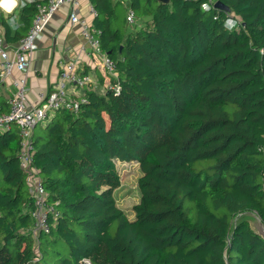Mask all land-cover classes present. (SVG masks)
I'll return each instance as SVG.
<instances>
[{
  "label": "trees",
  "instance_id": "obj_1",
  "mask_svg": "<svg viewBox=\"0 0 264 264\" xmlns=\"http://www.w3.org/2000/svg\"><path fill=\"white\" fill-rule=\"evenodd\" d=\"M91 1L120 90H86L37 127L33 175L19 128L0 132V264H264V239L234 220L264 223V0ZM116 160L140 168L133 218ZM37 179L58 215L35 235Z\"/></svg>",
  "mask_w": 264,
  "mask_h": 264
},
{
  "label": "built area",
  "instance_id": "obj_2",
  "mask_svg": "<svg viewBox=\"0 0 264 264\" xmlns=\"http://www.w3.org/2000/svg\"><path fill=\"white\" fill-rule=\"evenodd\" d=\"M79 0H45L36 4V13L32 23L24 37H22L15 49L11 51L0 47V81H4L12 75L14 70H19L26 74L30 69L35 51L39 47V40L49 23L52 15L64 5H71L72 10L69 14L71 24L80 26L81 35L87 41L90 51L88 55L100 57L103 67L111 78L118 80L116 62L103 50L100 31L96 29L86 18L78 15L76 7ZM96 13V11L94 10ZM1 17V11H0ZM129 23L135 21L133 10L127 13ZM77 64L68 62L63 66L58 83L50 91H42L39 94L38 103H29V99L25 90V78L15 81L17 90L9 99V111L0 114V132H5L17 126L22 138L21 141V165L33 175L37 170L30 168L32 162V152L34 147L31 143V137L34 130L45 124L59 110L66 109L73 113L79 111L81 102L85 101L82 97H72L69 94L68 86H84L88 83V78L77 72ZM105 90L119 92V82L109 81L104 86ZM32 195L35 199V207L32 216L35 219L33 233H49L51 224L49 216H54L58 212L52 205L47 203V193L41 185V180H32Z\"/></svg>",
  "mask_w": 264,
  "mask_h": 264
},
{
  "label": "crops",
  "instance_id": "obj_3",
  "mask_svg": "<svg viewBox=\"0 0 264 264\" xmlns=\"http://www.w3.org/2000/svg\"><path fill=\"white\" fill-rule=\"evenodd\" d=\"M34 1L38 3L42 0H0V47L11 52L17 47L19 40H8L6 31L10 29L14 34L24 24L25 19L22 16V8ZM114 1H121L127 12L129 0ZM76 9L80 17L86 18L95 27L96 13L91 0H79ZM71 10V5H64L52 15L39 40V47L34 53L31 67L26 74L14 70L9 78L0 81V95L7 101L17 90L15 81L25 78V90L29 103H38L40 92L50 91L55 87L63 66L68 62L76 63L77 72L88 78V83L84 86L77 87L74 84L68 86L69 94L72 97H81L86 90H103L105 84L111 80L103 67L102 59L88 55L90 47L81 35L80 26L73 25L70 22L69 14ZM32 20L33 18L31 23ZM136 25H129L128 31L143 26L141 21H138ZM15 126H13V129Z\"/></svg>",
  "mask_w": 264,
  "mask_h": 264
},
{
  "label": "rangeland",
  "instance_id": "obj_4",
  "mask_svg": "<svg viewBox=\"0 0 264 264\" xmlns=\"http://www.w3.org/2000/svg\"><path fill=\"white\" fill-rule=\"evenodd\" d=\"M116 165L121 177V187L118 188L115 192L117 203L121 208L125 210L130 218H133L134 214L132 212V208L139 202L140 196V192L138 189L140 168L134 161L123 162L120 160H116ZM250 212H252V214L243 212L242 214L236 216L234 220H236V218L246 219L249 222L251 228L255 231H258V229L260 228V216L255 211ZM253 214H255L256 216H253Z\"/></svg>",
  "mask_w": 264,
  "mask_h": 264
},
{
  "label": "water",
  "instance_id": "obj_5",
  "mask_svg": "<svg viewBox=\"0 0 264 264\" xmlns=\"http://www.w3.org/2000/svg\"><path fill=\"white\" fill-rule=\"evenodd\" d=\"M164 1H168V0H164ZM215 7H217V8H219V9H222V10H226V11H228L229 10V7L228 6H226L225 4H223L221 1H216L215 2ZM245 213H247V214H252V212H250V211H247V212H245ZM240 214H242V213H240ZM240 214H238V215H240ZM237 215V216H238ZM253 216H256L255 214H253ZM236 220H238V218H236ZM235 220V221H236ZM259 222H260V228L258 229V231H256L263 239H264V223H263V221L261 220V218H260V220H259Z\"/></svg>",
  "mask_w": 264,
  "mask_h": 264
},
{
  "label": "clouds",
  "instance_id": "obj_6",
  "mask_svg": "<svg viewBox=\"0 0 264 264\" xmlns=\"http://www.w3.org/2000/svg\"><path fill=\"white\" fill-rule=\"evenodd\" d=\"M232 24V21L231 20H228L227 22H226V26H230ZM111 79H113V78H111ZM111 81V80H110ZM106 90L103 88V90H101L100 92H105ZM48 122V121H47ZM46 122V123H47Z\"/></svg>",
  "mask_w": 264,
  "mask_h": 264
}]
</instances>
